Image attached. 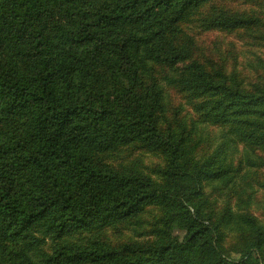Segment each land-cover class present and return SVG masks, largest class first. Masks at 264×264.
<instances>
[{
  "label": "trees",
  "instance_id": "1",
  "mask_svg": "<svg viewBox=\"0 0 264 264\" xmlns=\"http://www.w3.org/2000/svg\"><path fill=\"white\" fill-rule=\"evenodd\" d=\"M211 1L0 0V264H264L256 220L245 222L260 257L233 258L222 243L235 216L214 219L204 200L206 183L230 176L238 137L264 148V86L211 73L180 43V24ZM171 89L201 118L181 133ZM201 122L228 127L204 161ZM131 147L162 156L161 181L104 160ZM150 207L165 227L151 242L120 250L86 236Z\"/></svg>",
  "mask_w": 264,
  "mask_h": 264
},
{
  "label": "rangeland",
  "instance_id": "2",
  "mask_svg": "<svg viewBox=\"0 0 264 264\" xmlns=\"http://www.w3.org/2000/svg\"><path fill=\"white\" fill-rule=\"evenodd\" d=\"M230 18L250 19L254 23L249 28L239 29L214 24L215 20ZM180 27V43L188 47L191 44L192 60L204 63L211 73L222 72L236 77L247 91L257 92L255 87L264 86V0H212ZM168 96L167 116L174 128L179 130L181 121L188 126L194 120L201 121L184 94L171 89ZM200 124L201 128L196 131L202 143L194 157L204 161L215 150L218 135L228 127H213L205 122ZM235 141L230 176L226 181L206 183L204 200L214 219L219 220L229 212L235 216V222L224 230L222 245L225 252L239 258L245 251L252 250L250 259L256 262L260 257L254 244L256 234L245 219L256 220L264 231V148L255 147L239 137ZM104 160L120 171L137 170L161 181L157 173L164 168L162 156L144 148L120 149L105 155ZM162 216L161 208L150 207L137 219L86 236L114 249L138 246L153 241L158 231L165 229ZM178 233L177 229L173 230V234ZM46 240L44 249L52 251L53 241ZM261 254L264 255V244Z\"/></svg>",
  "mask_w": 264,
  "mask_h": 264
}]
</instances>
